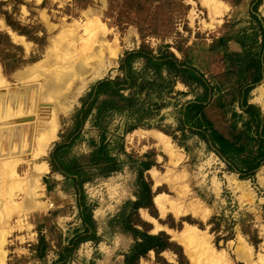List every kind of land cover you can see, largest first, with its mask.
I'll use <instances>...</instances> for the list:
<instances>
[{
    "label": "rangeland",
    "instance_id": "1",
    "mask_svg": "<svg viewBox=\"0 0 264 264\" xmlns=\"http://www.w3.org/2000/svg\"><path fill=\"white\" fill-rule=\"evenodd\" d=\"M232 1L235 2L234 6L229 0H139L141 9L133 10L115 2L108 6L107 0H89L83 4L78 0H0V235L3 238L0 248V261L3 262L0 264H41L32 250L38 225L48 244L47 262L55 258V251L80 227L74 187L63 175L51 171L48 165L49 152L70 130L72 116L80 105L79 99L88 88L102 77L119 74L118 60L124 51L134 49L142 42L152 49L167 44L176 57L186 58L206 79L224 81L227 104L211 102L206 107V115L214 128L222 132L229 130L230 113L232 110L240 112L236 101L228 104L233 93L227 87L229 83H234V76L226 78L222 75L227 64L211 41L223 31L230 32L236 28L235 25L222 27L224 21L244 18L249 0ZM258 12L264 18V0H261ZM5 16L15 26L26 31L27 36L7 26ZM10 33L21 36L28 46L15 42ZM97 44H111L114 57L108 51H103L100 53L103 56L96 60L95 65L109 64L106 71L97 77L86 78L89 80L83 87V79H79L80 82L74 80L73 88L61 100L71 105L57 110L55 138L41 158L33 157L39 149L36 141L38 135L44 132L35 129L32 99L34 87L44 80L42 76L36 77L38 80H26L20 74H28L26 72L30 70L47 73L45 68H50V63L54 62L64 68L63 48L75 53L85 49L78 55L82 60L92 51L98 50ZM227 47L230 51L238 50L237 44L231 41ZM227 63L231 65L232 61ZM263 85L264 58L263 76L248 95V101L259 107L264 126V102L260 100ZM174 90L187 89L182 83L176 82ZM172 95H169V104L160 108L149 120V127H137L122 133L120 142L125 154H112L118 161H123L121 168L105 177L94 175L83 184L86 198L94 205L92 217L99 237L95 245L98 254L94 262L122 264L121 253L131 243L129 234L122 232L118 225L109 223L121 204L134 198L135 172L125 162L126 155H129L131 158L154 159V164L143 175L150 182L152 198L162 194L166 201L163 214L158 212L154 203L156 216H151L145 207L139 209L137 215L147 223V230L151 233L163 231L172 240L170 231L181 233L184 226L188 225L195 227L206 238L209 249L193 247L187 252L178 243L187 264H264V164L256 170L253 181L240 179L236 173L227 170L225 164L194 134L186 131L185 137L179 136V131L174 129L177 107L179 103L190 99L191 94ZM233 97L236 98V93ZM42 102L45 113H49L52 107H58L52 100ZM120 120V116H113L106 140L111 141L114 135L121 134L118 127ZM4 123L7 128L1 127ZM155 132L165 139L154 136ZM169 132H174L176 137L173 139ZM81 135L83 140H76L68 155H74L78 163L84 164L91 149L86 139L91 137L97 140V133L89 120L83 123ZM177 140L184 147L178 145ZM87 167L95 171L94 167ZM36 168L41 169L40 187L37 194L31 196L27 193L26 185L29 173L37 172ZM13 171L17 175L16 184V180L12 183L10 178ZM43 178L52 185L49 191ZM155 178H158V183H155ZM27 198L38 205L26 207ZM173 206L185 210L175 216ZM142 210L161 227L154 230L153 223L141 217ZM211 215L220 218L216 233L209 230L210 224L207 223ZM243 228L250 235L243 233ZM227 234V240L219 239L214 244L215 235ZM247 236H256L257 244L254 246L248 242ZM93 248L91 241L79 244L67 264H84L94 255ZM159 255L165 262L176 264L175 254L171 250L161 251ZM138 260V264H159L151 251Z\"/></svg>",
    "mask_w": 264,
    "mask_h": 264
},
{
    "label": "trees",
    "instance_id": "2",
    "mask_svg": "<svg viewBox=\"0 0 264 264\" xmlns=\"http://www.w3.org/2000/svg\"><path fill=\"white\" fill-rule=\"evenodd\" d=\"M78 1L83 4L89 0ZM112 2L120 3L127 9H141L139 0H107V5L110 6ZM229 3L235 5L232 0H229ZM260 3L261 0H249L244 18L232 19L230 23L224 21L221 24L222 27L235 25L234 31H223L211 41L218 49L223 62L227 64L222 75L226 78L234 76V83H229L230 86L227 87L233 93L228 104L236 101L240 112L232 110L230 113L228 131L222 132L214 128L206 115V107L211 102L227 104L223 91L224 81L206 79L186 58L176 57L168 49L167 44L152 49L142 42L136 48L124 51L118 60L119 74L96 80L80 97V105L72 116L70 130L63 135L61 141L53 145L48 158L51 171L63 175L74 187L80 227L76 228L65 244L55 251V258L47 262L48 244L38 225L37 239L32 245V250L34 257L41 264H67L79 244L91 241L95 245L98 242L95 220L92 217L94 205L86 198L83 184L90 181L94 175L105 177L121 168L123 161H118L112 154L113 152L125 154L120 142L122 133L137 127H149V120L160 108L169 104V95L191 94L190 99L179 103L177 107L174 129L179 131V136L185 137L186 131L194 134L225 164L227 170L236 173L240 179L254 180L256 170L264 164L262 115L259 107L248 101L249 91L263 76L264 18L258 12ZM4 19L12 30H17L19 34H27L7 20L6 16ZM230 41L237 44L238 50H228L227 43ZM229 61H232L231 65H228ZM176 82L182 83L187 90H174ZM234 93L236 98L233 97ZM114 115L121 117L118 126L121 134L114 135L109 141L106 140L107 131ZM85 120L90 121L97 133V140L91 137L86 139L91 149L86 163L80 164L74 155L69 156L68 153L76 140H83L81 128ZM163 131L167 133L166 130ZM168 134L173 139L176 137L174 132ZM176 143L184 147L178 140ZM126 157L125 162L135 172L134 199L125 200L109 221L118 225L122 232L129 234L132 240L129 247L121 253L122 264H138L139 257L144 256L149 250H152L155 261L159 264H173L165 262L159 255L166 249L175 254L176 264H187L178 243L170 240L163 231L149 233L145 227L147 223L141 221L137 215V209L145 207L151 216H156L150 182L143 175L144 171L154 164V159L131 158L129 155ZM87 166L94 167L95 171L92 172ZM46 181L43 178L49 191L52 185ZM239 221L242 222L243 219ZM207 223L210 224L209 230L216 233L220 226V218L211 215ZM243 233L250 235L246 229ZM228 238V234L215 235L214 244L219 239L225 241ZM247 240L254 246L257 244L256 236H247ZM94 258L95 256H92L84 264H94Z\"/></svg>",
    "mask_w": 264,
    "mask_h": 264
},
{
    "label": "bare ground",
    "instance_id": "3",
    "mask_svg": "<svg viewBox=\"0 0 264 264\" xmlns=\"http://www.w3.org/2000/svg\"><path fill=\"white\" fill-rule=\"evenodd\" d=\"M10 34H11V36L15 42L23 44L24 47L28 46V45H26V43L23 42L24 39L22 40L21 36L18 37L13 33H10ZM63 49H64L63 54H65L64 55V61L66 64V66L63 64L64 68L61 66L59 67V65H61V64L54 62V64L50 63V66H51L50 68H48V69L45 68V72H47V73H44V72L42 73L39 71L30 70L29 72H26L28 74H22V75L20 74V76L26 80L36 78L38 76H39V78H41L40 76H42V79L44 80V81L42 80L43 82H41V83H37L38 86H36V88L34 87L35 95L32 99V103L34 105V107H33L34 108L33 119L35 122L34 123L35 129H36V131H40V132L43 131L44 132L43 135H41V134L38 135L39 137L36 141L38 142L37 147L39 149H37L38 151L36 153L34 152L35 154L33 157H40L41 158L43 156V154H45L46 148L48 147L50 142L55 138V134H56L57 126H58L57 110L59 111V109H60V111H61L65 108H67L69 105H71V104H67V102H65V100H64V102H62L61 100H63L62 98L66 96V93H69L71 91L70 89L73 88L74 80L77 81V79L78 80L83 79L82 86H81V87H83L90 78L97 77V76L101 75L102 72L108 67L109 64L107 65V63L103 64L101 66L95 65L96 60H100V57L103 56V54H100V53H102L103 51H108L110 55H113V57L115 55V53L113 51L114 48L113 49L111 48V44H97L98 50L92 51L89 56L84 57L82 60H80V58H78V55L80 53L82 54L85 49L80 50L79 53H75L76 51H74V52L66 51L67 50L66 48H63ZM90 49L92 50V47H90ZM116 51H117V49H116ZM59 52H61V51L59 50ZM59 55H60V53H59ZM109 57H112V56H109ZM53 61H51V62H53ZM92 61H94V62H92ZM62 63H64V62H62ZM48 64H47V66H48ZM61 68H63V69L60 70ZM88 77H89V79H86ZM34 81H36V80H34ZM79 82H80V80H79ZM2 84H3V82H2ZM81 87H79V88H81ZM32 95H30V96H32ZM44 100H46V101L52 100L56 104V106H58V107L57 108L52 107V109L49 111L50 114L45 113L44 108H42V106H41V102ZM260 100L264 102V85L260 89ZM14 104L15 103H13V105ZM45 104H46V102H45ZM16 105H17V103H16ZM15 106H13V107H15ZM13 107H12V109H13ZM20 108L18 107V109H20ZM47 116L49 119L46 118ZM7 117H9V116H7ZM5 118L6 117H4V120H6ZM9 119H10V117L7 120H9ZM5 123L1 127L4 126L5 128H7L5 126ZM0 132H2V131H0ZM2 135H4V132ZM154 136L159 137L161 140L165 139V137L158 132H155ZM3 163H6V162L4 161ZM14 165L15 164H13V166ZM4 166H6V165H4ZM7 166H8V164H7ZM37 170H38L37 172L33 170L34 172L31 175L29 173V175H28V176H30V177H28L29 180L27 179L28 184L26 185V190L28 189L27 193L31 196H33L34 193L36 195L37 194L36 191H38V189L40 187V175H41V173H39V172L41 171V169H37ZM8 173H10V172L8 171ZM16 176L17 175H15V172L13 171L11 173V177H10L12 179L11 180L12 183L14 180H16V178H17ZM16 182H17V180L15 181L14 184H16ZM155 183H158V178H155ZM165 202L166 201L164 200V195H162V194H159V195L157 194L153 198V203L155 204V206L158 209V212L160 214H163L165 212V209H166ZM36 205H38V204H34V202H32L31 199L27 198L25 200V206L26 207H36ZM171 208L172 207H170V209ZM184 210H182V211H184ZM172 211H173V214L175 216L179 215L182 212L178 207H174V206L172 208ZM141 217L145 220L151 221L153 223L154 230L161 227L155 220H152L144 210L141 211ZM0 224H1V222H0ZM170 233H171L172 240H174L177 243H179L180 245H182L187 252L189 251V249H191L193 247H202L203 249H209V244H208L206 238L204 237V235L200 234V232H198L197 229H195V227L185 225L181 233L180 232L179 233H177V232L172 233L171 231H170ZM2 244H3V238L0 235V248H1ZM209 253H213V252H209ZM166 255L170 257V255L167 252H166ZM2 262L3 261H0V263H2ZM144 264H146V263H144Z\"/></svg>",
    "mask_w": 264,
    "mask_h": 264
},
{
    "label": "crops",
    "instance_id": "4",
    "mask_svg": "<svg viewBox=\"0 0 264 264\" xmlns=\"http://www.w3.org/2000/svg\"><path fill=\"white\" fill-rule=\"evenodd\" d=\"M148 170H149V169H147L146 171H148ZM133 199H134V198H133ZM154 205H155V204H154ZM155 207H156V206H155ZM139 209H143V208H142V207H139V208L137 209V213L139 212ZM157 210H158V209H157ZM148 216H149V215H148ZM149 217H150V216H149ZM150 218H151V217H150ZM151 219H152V218H151ZM152 220H154V219H152ZM147 221H148V220H147ZM149 222H151V221H149ZM151 223H152V222H151ZM148 232L151 233L150 231H148ZM98 241H99V240H98ZM131 241H132V240H131ZM85 242H86V241H85ZM83 243H84V242H83ZM92 244H93V243H92ZM95 245H97V243H96ZM95 245L93 244V247H94V248H93V249H94V250H93V254H94L93 256L96 257L97 254H98V252L96 251V246H95ZM149 251L152 252V250H149ZM163 251H165V250H163ZM95 252H96L97 254H95ZM123 252H124V251H123ZM147 253H148V251H147ZM147 253H146V254H147ZM91 257H92V256H91ZM91 257H90V258H91ZM90 258H89V259H90ZM140 258H141V257H139V259H140ZM94 259H95V258H94ZM94 259H93V260H94ZM138 261L140 262V260H138ZM94 264H96V263L94 262Z\"/></svg>",
    "mask_w": 264,
    "mask_h": 264
}]
</instances>
